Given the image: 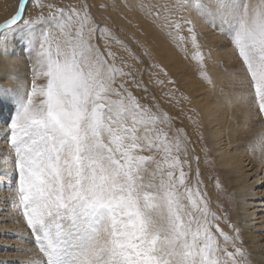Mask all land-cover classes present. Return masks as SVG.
Returning <instances> with one entry per match:
<instances>
[{"label":"bare ground","instance_id":"6f19581e","mask_svg":"<svg viewBox=\"0 0 264 264\" xmlns=\"http://www.w3.org/2000/svg\"><path fill=\"white\" fill-rule=\"evenodd\" d=\"M9 1L12 4V0H0V25L21 2L14 0L13 5L8 7L11 5L7 6ZM245 1L246 8H240L243 2L240 0H200L201 5L194 0L25 1L22 15L33 14V19H29L40 20L38 27L26 28L25 24H21L11 31L16 43H10L11 39L6 38L0 44V264H45L34 239L28 234L26 221L20 217L17 200H13L18 191L17 178H20V174L15 172L13 159L24 160L25 146L30 143L25 138L27 126L31 127L32 144L41 137L44 139L41 149L36 145L34 147L36 165L32 166L35 169L33 176H45V187L58 191L63 179L75 178L74 169H65V165L60 167L59 160L69 157L68 150L76 152V144L72 143L78 138L84 119L89 120L90 130L96 126L94 134H98L100 144L115 159L111 165L117 168L122 164L121 176L129 182L128 187H136L133 189L135 192L139 188L146 193V198L142 193L138 197L134 195L139 211L144 223L150 224L153 232H165L162 235L170 237L168 246L173 244L171 232L174 225L190 234L193 223L198 224L201 218L206 221L211 216L215 234L229 233L232 238L231 242L227 238V242L219 239L218 247L222 250H214L208 264H236L240 260V255L233 254L236 248L248 253L249 263L264 264V120L260 121L259 111L254 106L257 89L248 80L235 81L236 72L230 70V66L223 68L219 58L222 51L230 48H218L205 42L212 36L227 42L225 36L230 32L234 37L233 26L228 22L231 14L242 15L244 23L251 27L246 30L245 37L258 30L260 22L255 20V12L261 13L260 5H264V0ZM174 15L181 23H174ZM185 18L189 19L194 29H190ZM62 29L67 31L69 38L67 34L60 35ZM226 29L229 32H224ZM213 30L217 32L213 33ZM114 34L122 43H118V48L116 44L119 41L112 40ZM21 42H24L25 50L19 45ZM121 46L126 47L125 53L149 58L153 65L156 63L159 70L156 73L161 80V85L154 89L158 106L181 121L185 140L176 141L178 133L171 129L170 124V130H167L171 131V135L167 136L166 131L159 133L160 142L158 147L153 148L156 131L150 124L138 125V132L135 126L131 127L133 121L129 115L132 114L125 113L123 107L135 103L132 98L136 96V91L132 80H127L132 75L128 71L125 78L117 74L118 71L113 75L111 63ZM47 47L53 57L56 50L65 54V59L58 60L60 67L56 66L55 75L58 74V77H49V80L42 77L43 70L37 68ZM26 54H29L27 62ZM92 58L96 59L92 61ZM228 60L233 61L232 58ZM26 63L33 66L31 70ZM126 65L124 62L118 66L119 73H125L129 67ZM116 79H123L119 86L113 83ZM47 85L53 90L54 100L50 109L61 126L68 130L71 141L57 159L51 157L52 152L47 149L50 144L47 133L52 128L46 111ZM74 86L81 90L83 98L95 101L88 116H85L87 111L80 105L79 99L65 97L74 91ZM62 102L71 103L73 108L62 105ZM138 103H144L150 111L153 109L145 98ZM78 106L81 115L76 112ZM146 108L140 109L141 114L148 113ZM164 111L157 109L155 112L162 119L166 118ZM29 117L33 122L26 126ZM161 126L164 127V122ZM43 131L46 136H43ZM118 136H121L120 140ZM141 136L144 144L140 145L137 138ZM126 139L127 146L124 145ZM185 142L190 144L195 159L198 158L201 165L209 163L210 156L207 154L211 155L214 164L209 167L208 177L214 181L208 190L210 203H200L192 195L193 164ZM144 154L147 156L145 164L140 158ZM45 158L46 161L41 163ZM56 170H59L57 176L54 174ZM162 177L174 184L172 198L177 207L173 206L170 214V199L165 198L166 192L161 194L162 199L155 196ZM27 179V183L32 181ZM115 179H118L116 175ZM104 222L102 225L108 228L110 224ZM189 236L188 239L191 238Z\"/></svg>","mask_w":264,"mask_h":264},{"label":"rangeland","instance_id":"374dc122","mask_svg":"<svg viewBox=\"0 0 264 264\" xmlns=\"http://www.w3.org/2000/svg\"><path fill=\"white\" fill-rule=\"evenodd\" d=\"M25 1L26 0H21L19 7L15 9V11L11 13L9 17L6 18L7 20L5 19V21L1 23L0 44L6 38L9 41L11 39L10 43H16V38L13 37L11 31L16 30L21 24H25L26 28L38 27L37 23L40 22V20L37 22L31 20L33 19V14L22 15V9ZM240 1H243L240 8H246V1ZM13 2L14 0H12V4L10 1L6 4L7 6L11 4L8 6L11 7ZM197 2H200V0H194V3ZM201 2L200 5L202 4ZM260 6L262 10L261 13L255 12L257 17L255 20L260 22L259 27H257L258 30L252 31L249 36L247 35L245 37V34L247 33L246 30H250L251 27L244 23L242 15L238 16L231 14L229 17L230 21L228 22H230V24L233 26L232 29L234 30V37L231 36L232 32H230L228 36H225L226 33L221 34L228 39L227 40L224 38L227 40V42L216 40V38L214 39L213 36L212 38L209 37V39L205 40V42L210 45L213 44L218 48H230L226 51H222L223 54L220 56L219 60H221L224 69H227L229 66L230 70L234 69V73L236 72V75L234 74L236 77L235 81L248 80L249 82H253L255 88L257 89L254 92L255 110L259 111L260 121H263L264 5L261 4ZM34 11H36V9H34ZM60 16L62 17H60V19L63 20L64 17L62 15ZM172 19H175L174 23H181V20L178 19L177 16L175 17V15L172 17ZM184 21L189 25L190 29L193 28L191 24H189L190 21L188 18H185ZM257 23L258 22H256L255 25H257ZM261 28L263 30H260ZM6 31L9 33H6ZM226 31L228 30L226 29L224 32ZM216 32V30H213V33ZM66 34V30H60L61 36H65ZM66 36L68 38L70 37L69 34ZM229 36H231V38ZM115 37L116 36L114 34V37L112 36L113 41L120 40L118 37ZM118 43L120 44L121 42H117V48ZM19 45L25 50L24 42H21ZM49 47H47L48 49L45 51V53L43 52L41 59L37 63V68L43 70L40 75L48 80L49 77H53V79L58 77V74L55 75L56 66L60 67L58 60L65 59V54H62L60 50H56L57 52L54 57L51 56L49 53ZM124 48L121 46V49H117L115 54L116 58H113L111 63L113 67V75L117 71V74L124 75V78L128 76L127 73L132 75L129 76L130 78L128 77L127 80H132V87L136 91V96L132 98V101L135 103H130L129 107H123V111L125 113L129 112L132 114L129 115L131 116L130 120L133 121V124H130L131 127L134 128L135 126V129L137 130L136 132H138L140 128L138 125L140 126V124L143 123L150 124V126L156 131L152 140V145H154L153 148L158 147L161 138V134L159 133H162L163 131L168 132L167 129L170 130V124H172L171 129L178 133V138H176V141L180 142L181 140H185V137H183L182 134L184 130L180 123L181 121L179 119H174L171 117V113L161 106H158V97L154 93V89L156 86L161 85L159 84L161 80L159 79V75L156 73V71L159 73L156 63L153 65V62L148 61L149 58L143 59L141 56L139 57L134 53H125ZM26 53H28L27 50ZM121 53H124V55ZM29 54L25 55L26 62L29 60ZM134 57H136V59H134ZM228 58H232L233 61H229ZM44 59H46V61ZM95 59L96 58H92V61ZM122 60L124 61L122 62ZM132 60L135 61L132 62ZM124 62L127 63L126 67H128V65L129 67L125 70V73L122 74L119 73L121 70L118 68V66ZM39 63H43L44 65H40ZM145 64H149L150 66H145ZM26 66H28V69L30 70L33 67L29 63H26ZM37 68L36 70H39ZM73 71L74 69H71V73H74ZM132 71L134 74H131ZM123 79H116V81L113 83H115L116 86H119ZM48 86L49 85H47L48 94L46 93L45 97L47 100L46 105L48 106L46 111L48 122L52 128L47 133L50 143L47 149L52 152L51 157H55V159H57L59 154L62 153L65 148H67V144H70L71 141L69 140L70 135L68 130L61 126L58 118L54 116V113L50 109V105L54 99L52 97L53 90L51 86ZM74 96L76 99H79L80 105L87 111L85 116H88L92 112V105H94L95 101L92 98H83L81 96V90L76 88V86H74L73 92L67 93L65 95V97L69 98H73ZM144 98L147 103H149V106H152L153 109L151 111L145 107L144 103L143 105L138 103V101H143ZM62 105L70 107V109L73 108L71 103L62 102ZM145 108L148 110V113L141 114L140 109ZM78 109L79 110L76 112L78 115H81L80 106H78ZM157 109H161L163 111L166 110L163 112V115L166 116V118H162L164 120H162L160 115L155 112ZM130 110L132 112H130ZM150 115L152 117H150ZM26 122L27 126L31 125L33 121L31 117H29ZM163 122L164 127L161 126ZM82 123L83 124L80 127V134L78 138L72 143L76 144L74 145L76 146L74 147L76 152L68 150L69 157L59 160L60 167L65 165V169H74L75 178L63 179L61 181L62 185L60 184L61 187L58 189V191L45 187V176L42 175L40 178L37 175L33 176L35 169H32V166L34 167L36 165L34 147L36 145L38 149H41L44 139L41 137L39 141L32 144V132L30 126H27L25 133V138L27 139V142L30 143H27L25 146L24 160L13 159L15 172L18 175L20 174V178H17L16 184L18 186V191L16 192V196L14 195L15 197L13 200H17L16 203L19 205L18 208L20 207L19 211L21 212L20 217L24 220V222L26 221L25 227L28 229V234L32 239H34L33 241L39 253L43 256L42 261L45 262V264H208L207 262L210 254L216 249L222 250L220 247H218L221 239H225V242H227L228 239V242H231L232 236L229 233H222L223 235L221 234L220 236L215 234L216 231L212 230L214 226L210 219L211 216H208L206 221L203 220L204 218H201V221L198 224L193 223L190 226L191 233L189 234L185 232L187 237L185 236L183 230V232L180 231L174 225L171 232L174 238L173 244L168 246L167 242L170 240V237L166 238V235H162L165 232H153L151 225L144 223V218L139 211V206L135 198L136 196L138 197V194L142 193L143 190L137 188L138 192H135L133 189L136 187H128L129 182H126L124 176H121L123 175L121 167L122 164H118L119 167L117 168L114 165H111V162L115 160L113 155L100 144L98 134H94L93 129H96V126L90 130L88 119H84ZM136 132H134V134H136ZM42 134L43 136H46L45 131H43ZM166 135H171V131H169ZM117 138L120 140L121 136H118ZM137 139L140 141L141 145L143 143V137L141 136ZM185 143L187 144L185 145L190 149L193 164L194 182L192 184V195L196 201L200 203L205 201H209L208 203H210L208 190L210 188V184H212L214 181L208 177L209 167L213 166L214 164L211 162V155L207 154V156H210L208 159L209 163L201 165V163L198 161L199 159H195L190 144L188 142ZM78 144L81 145L80 149ZM124 145L127 146V139L124 141ZM180 146L181 145H179V147ZM133 148L135 151V146ZM140 158H143V162L145 164V160L147 158L146 154L142 155ZM45 161L46 158L42 159L41 163ZM28 166L31 170L28 169ZM28 171H30L29 173L32 175H30ZM56 171L55 172L57 174L55 172L54 174L57 176L59 174V170ZM143 173L146 176L144 168ZM115 175L118 179H115ZM27 177L30 178V180L32 179L30 183H27L29 182ZM24 179L26 180V183L24 182ZM160 181L162 184L159 186V190L157 189V186L155 196L161 198L163 197L161 194L163 195L166 192V196H164L166 199H170V214L174 209L172 207H177L172 198L174 184L169 180H164L163 177ZM65 186L67 188H65ZM71 187H74L72 188L73 190ZM134 195L136 196L134 197ZM142 196L144 198L147 197L146 193H142ZM16 203H14L15 206ZM198 211L200 212L202 210ZM104 221L108 222L106 224H110L108 225V228L106 225H102L105 223ZM100 225L104 228L99 227ZM159 225L162 226L161 224ZM100 228H102V230ZM105 232L109 234L108 237ZM214 235L217 237H214ZM188 236L191 237L190 239L192 240L188 239ZM215 243L216 247L214 248ZM233 254L240 255V260L236 264H251V262L249 263L247 261V252H242L236 248ZM228 260H232V258L228 257Z\"/></svg>","mask_w":264,"mask_h":264}]
</instances>
